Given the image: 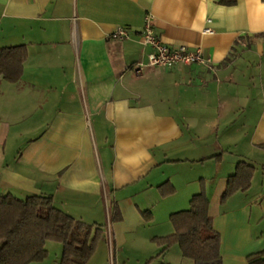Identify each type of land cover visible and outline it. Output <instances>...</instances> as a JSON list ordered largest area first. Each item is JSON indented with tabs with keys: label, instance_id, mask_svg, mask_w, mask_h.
<instances>
[{
	"label": "crops",
	"instance_id": "crops-1",
	"mask_svg": "<svg viewBox=\"0 0 264 264\" xmlns=\"http://www.w3.org/2000/svg\"><path fill=\"white\" fill-rule=\"evenodd\" d=\"M222 1L0 0V47L27 50L20 80L0 78V195L52 196L106 224L88 264L108 239L123 252L172 235L171 215L203 185L223 264L264 253V0ZM148 15L163 43L202 49L211 65L149 66ZM122 27L130 38L113 39ZM241 162L256 169L251 187L222 204ZM155 245L141 262L175 249L194 264ZM46 249L33 264H61L63 247Z\"/></svg>",
	"mask_w": 264,
	"mask_h": 264
},
{
	"label": "trees",
	"instance_id": "trees-1",
	"mask_svg": "<svg viewBox=\"0 0 264 264\" xmlns=\"http://www.w3.org/2000/svg\"><path fill=\"white\" fill-rule=\"evenodd\" d=\"M232 4L233 1H222ZM27 60L24 46L0 47V78L17 82ZM255 167L241 162L228 180L222 204L237 192L250 189ZM174 191L171 192L173 194ZM210 200L203 185L190 202V209L171 215L174 233L154 238L161 254L175 245L183 257L194 264H223L222 238L209 215ZM146 218L150 213H143ZM103 238V228L77 220L55 206L52 196L29 195L20 199L12 194L0 195V264H33L44 262L49 253L46 243L63 246L61 264H88ZM249 264H264V253L248 257Z\"/></svg>",
	"mask_w": 264,
	"mask_h": 264
},
{
	"label": "built area",
	"instance_id": "built-area-1",
	"mask_svg": "<svg viewBox=\"0 0 264 264\" xmlns=\"http://www.w3.org/2000/svg\"><path fill=\"white\" fill-rule=\"evenodd\" d=\"M211 33V30H206ZM111 37L115 40L124 41L130 38V32L126 28H118ZM143 43L151 47L152 52L148 56L149 66L173 68L177 65H204L210 66L211 60L208 59L202 49H190L187 46H170L163 43L157 36L153 18L148 15L145 18L144 28L142 31ZM143 71L140 66L138 73Z\"/></svg>",
	"mask_w": 264,
	"mask_h": 264
},
{
	"label": "rangeland",
	"instance_id": "rangeland-1",
	"mask_svg": "<svg viewBox=\"0 0 264 264\" xmlns=\"http://www.w3.org/2000/svg\"><path fill=\"white\" fill-rule=\"evenodd\" d=\"M112 217V214H111ZM106 224L102 225L103 230H106ZM108 231V230H106ZM108 236V235H107ZM139 239H137L136 241H134V239H129L126 243V246L124 248L123 252H119V250L115 247L114 242L112 243V246H110L109 244V239H108V249H100L96 259L94 261V263L96 264H123L122 262V258L120 260V256L122 255L124 257V261L126 264H144V262L142 261V257L144 258L145 255L148 254V252L153 251V247L152 246H156L155 244L151 243L148 244L147 240H139V244L138 246H140L139 248H145V254H144V249L143 251H140L139 249H137L136 247L134 248L133 244L136 243ZM153 241V240H152ZM101 242V241H100ZM59 248H62L63 246L61 244H58ZM172 248V247H171ZM170 248V249H171ZM169 249V250H170ZM62 250V249H61ZM175 249H173V251H171L169 254H171L168 258L167 257H163V264H169V261L174 259L173 264H183L181 261L182 260H177L179 259V256H177V254L174 251ZM140 253V254H139ZM167 256V255H166ZM160 261H157V259L155 258V260H151V264H157Z\"/></svg>",
	"mask_w": 264,
	"mask_h": 264
}]
</instances>
